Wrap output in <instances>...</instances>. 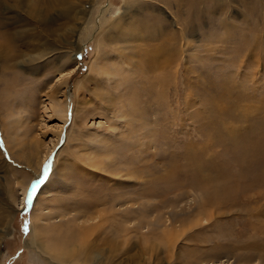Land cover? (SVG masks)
<instances>
[{"label":"rangeland","instance_id":"rangeland-1","mask_svg":"<svg viewBox=\"0 0 264 264\" xmlns=\"http://www.w3.org/2000/svg\"><path fill=\"white\" fill-rule=\"evenodd\" d=\"M59 1L0 0V264H51L27 243L34 196L58 176L42 194L51 245L103 216L83 264L97 248L98 264H264V0ZM32 34L46 54L10 60ZM95 55L119 64L114 83ZM51 88L63 119L44 107Z\"/></svg>","mask_w":264,"mask_h":264},{"label":"bare ground","instance_id":"bare-ground-1","mask_svg":"<svg viewBox=\"0 0 264 264\" xmlns=\"http://www.w3.org/2000/svg\"><path fill=\"white\" fill-rule=\"evenodd\" d=\"M66 0H60L59 3L60 4H63ZM127 1V0H125ZM77 3V1H75ZM85 2V1H84ZM82 4V2H80ZM216 3V2H215ZM64 6V5H63ZM65 10V9H64ZM74 8L72 9H68L67 11L65 12H62V17L63 18H66V19H69L71 20L72 19V16L74 15L73 12H74ZM125 14H127V12L129 14L130 11H128V8L126 7L125 8ZM31 13V17L34 19V16L35 17H43L42 16V11H36V10H31L30 11ZM72 14V15H71ZM76 14V13H75ZM82 15V14H81ZM128 15V14H127ZM125 17V16H124ZM35 20L37 21V19L35 18ZM102 22V21H101ZM17 31V34L19 35H26L25 33H22L21 31ZM30 38H32V42L34 43L31 47V48H28V51H26L25 53L21 54V56H19V54H12L11 52L9 54V58L10 60H15V59H18L20 62H25V61H29V62H32L33 59H35L34 57L36 55L38 56H44L46 54L45 50L49 49L50 48V45L46 42H43V43H40V37L42 38V36L40 34H32V35H29ZM3 39H5V41H2V43H0V53L1 54H4L6 51V48H7V42H6V38H10L8 35H3L2 36ZM38 40V42H37ZM37 51L35 56L34 54L32 53ZM81 51V47L80 46H76V47H73L72 49V56H68L69 60L73 63L71 69H69L66 73H62V72H57L58 73V77H57V81H58V84L57 86H65L66 84V81H67V77L70 73H72V71L74 70V67H75V63L77 64L78 60H77V57H78V53H80ZM116 57H120L119 61L122 62L124 65L127 64L126 62V53L124 52H116ZM40 58V57H39ZM63 58V57H62ZM95 58H97V55H95ZM99 61L97 62V66L100 70V74L102 76H105V78H107V80H111L112 83H114L113 81H115L114 79V76L115 75H119V64L118 63H115L114 61L113 62H110L109 65L104 61V60H101L100 58H97ZM59 60V59H58ZM34 64V63H33ZM111 64V65H110ZM32 65V64H31ZM8 64L7 63H4L3 60H1V57H0V71L1 72H4L5 70H3V68L5 67V69L8 68ZM120 69V68H119ZM121 71V70H120ZM32 74H35L34 72L31 71ZM121 74V73H120ZM56 86H54L55 88ZM48 95L47 98L49 100V105H44L45 108H51V111L53 112V114L57 115L58 117L61 116V119H63V116H64V105H65V101H60V99H58L57 97V94H56V90H52L51 88V91L49 92V94H46ZM76 95H77V92H76ZM67 103V102H66ZM1 115V114H0ZM18 117V116H17ZM13 116L11 117V119L8 121V126L11 127L13 130H14V122L12 120ZM15 119V118H14ZM7 131V130H6ZM14 132V131H13ZM7 134V133H6ZM17 134V133H16ZM19 135V134H18ZM10 137V136H9ZM14 154V153H13ZM39 159V157H38ZM40 161V159H39ZM38 161V162H39ZM65 166V165H64ZM68 166V165H66ZM59 168V167H58ZM62 170H64L63 172H65V170L67 168H61ZM78 170H80L81 172L83 173H93L95 174V170H91V169H86L82 166H80L78 164ZM38 174V173H37ZM64 174V173H63ZM62 174V175H63ZM70 174V171L67 170L65 172V176H69ZM128 174V173H127ZM130 175V174H128ZM40 176V175H39ZM59 178H56L54 180H49L45 183V185L40 188V190H38L39 192H37V195L34 196V205H33V229H34V236L28 241L27 245L30 246L33 250L37 251V253L42 257H44L48 262H51V264H83V259H85L84 257H77V255L79 253H87L85 252V250H87L88 248L90 249L92 246L93 248H96L97 247V244L95 242V239H96V236H97V233L99 232V228L103 225L102 224V220H103V216L99 217V220L97 222H95L96 220H91L90 216H88L87 213L83 214L80 218L76 219L77 221H75L76 225L78 227H80V233L78 232V230H75V229H72L73 232L72 233H75V232H78V236H79V239H76V237H68V241L67 243H65L64 245H61V246H53L51 245L52 242H55V240H57L59 237H56L53 238L51 235V233H49V229L51 227H53V223H48V219L50 216L49 213L47 211V214H45L43 212V209L45 208V205L42 203V194L46 192V188L49 189L50 187H53L55 188L56 186L54 185H57L56 183H58V180L60 179V176H58ZM70 177V176H69ZM127 177H130V176H127ZM35 178V177H34ZM38 179V178H37ZM36 179V180H37ZM131 179H134V178H130ZM118 180V179H117ZM125 181V180H124ZM25 182V181H24ZM55 182V183H54ZM60 182V181H59ZM53 185V186H52ZM40 187V186H39ZM45 187V188H44ZM54 190V189H53ZM35 193V192H34ZM49 196V195H48ZM33 197V196H32ZM45 199V198H44ZM53 199V197H52ZM48 208V207H47ZM77 208V206H76ZM75 208V210H76ZM127 211V210H126ZM83 212V211H82ZM122 212V211H121ZM44 213V214H43ZM73 215V214H72ZM76 215V214H75ZM74 215V217H75ZM96 218V217H94ZM175 219V218H174ZM70 220V219H68ZM66 221V219H65ZM73 221V220H72ZM181 221V220H180ZM74 223V221H73ZM80 223V225H79ZM125 223V222H124ZM176 223V222H175ZM174 223V224H175ZM75 225V224H74ZM124 226V224L122 225ZM125 227V226H124ZM181 227V226H180ZM58 228V226H57ZM69 229V230H70ZM79 229V228H78ZM125 229V228H123ZM122 229V230H123ZM56 230V229H54ZM53 230V232H54ZM75 230V231H74ZM98 230V232L96 233V231ZM71 231V230H70ZM125 231V230H124ZM96 233V234H95ZM126 234V233H125ZM124 234V235H125ZM74 236V235H73ZM94 237V238H93ZM126 238V237H125ZM60 240L62 238H59ZM77 242H76V240ZM91 239V240H90ZM98 239H101V236L98 235ZM124 239V238H123ZM122 239V240H123ZM127 239V238H126ZM101 240H104V243L105 245H107V237L105 238H102ZM118 240V239H117ZM125 240V239H124ZM124 242V241H122ZM127 242V241H126ZM64 243V242H63ZM118 245V244H117ZM100 246V245H99ZM122 246V245H121ZM68 247L66 250L65 248ZM101 247V246H100ZM30 248V249H31ZM108 248V247H107ZM123 249V248H122ZM97 250H101L99 248H97L95 251H93V256L96 260V263H100L101 261H99L100 259L98 258V252ZM115 250V249H114ZM114 250H112L114 252ZM124 250V249H123ZM43 252V253H42ZM81 255V254H79ZM85 256V255H84ZM100 257V256H99ZM82 259V260H81ZM107 259H108V256H107ZM88 263V262H87ZM85 264V263H84Z\"/></svg>","mask_w":264,"mask_h":264},{"label":"snow or ice","instance_id":"snow-or-ice-1","mask_svg":"<svg viewBox=\"0 0 264 264\" xmlns=\"http://www.w3.org/2000/svg\"><path fill=\"white\" fill-rule=\"evenodd\" d=\"M47 174H48V166L45 165L44 173L40 176L39 179L35 180L32 183L31 190H30L29 196H28L29 201L31 200L32 193L35 191L37 185L41 184L47 178Z\"/></svg>","mask_w":264,"mask_h":264}]
</instances>
